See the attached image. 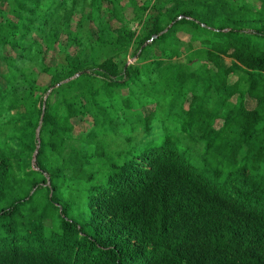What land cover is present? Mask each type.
I'll use <instances>...</instances> for the list:
<instances>
[{"label": "trees", "instance_id": "obj_1", "mask_svg": "<svg viewBox=\"0 0 264 264\" xmlns=\"http://www.w3.org/2000/svg\"><path fill=\"white\" fill-rule=\"evenodd\" d=\"M0 264H264V0H0Z\"/></svg>", "mask_w": 264, "mask_h": 264}, {"label": "rangeland", "instance_id": "obj_2", "mask_svg": "<svg viewBox=\"0 0 264 264\" xmlns=\"http://www.w3.org/2000/svg\"><path fill=\"white\" fill-rule=\"evenodd\" d=\"M127 15H130L129 12H127ZM127 20H130L131 18V15L130 16H127ZM112 25H114V27H118L120 26L119 23H117L116 21L112 20ZM138 27L137 23H133L132 24V28L131 29H136ZM183 40H185V37H183ZM52 53H49V57L52 58ZM137 59V55L132 57V56H128V58L126 59V64H131L133 63L134 61H136ZM53 62V61H52ZM234 99V98H233ZM248 100V103H249V106L252 107L254 105V102L252 100ZM146 113V112H145ZM221 121H218L216 123V128L220 126V123ZM72 123H73V126H74V130H73V135L74 137H78L81 133L87 131L90 127H91V120L90 118H75V119H72ZM201 146L203 147V145L200 143V142H197V143H193L192 141L191 142H188L186 144V148L188 151H200L201 150ZM200 164L204 167H207L205 163H196L197 167L200 166ZM217 164H213L212 168H214L213 170H216L217 168ZM33 168H35V165H33ZM215 177V175L213 176Z\"/></svg>", "mask_w": 264, "mask_h": 264}, {"label": "water", "instance_id": "obj_3", "mask_svg": "<svg viewBox=\"0 0 264 264\" xmlns=\"http://www.w3.org/2000/svg\"><path fill=\"white\" fill-rule=\"evenodd\" d=\"M156 36H154L153 38H155ZM152 38V39H153ZM128 65V64H127ZM72 78H68V79H66L65 81H63L62 83H65V82H68V81H70ZM59 85H61V83H59V84H57L56 86H59ZM44 102V101H43Z\"/></svg>", "mask_w": 264, "mask_h": 264}]
</instances>
